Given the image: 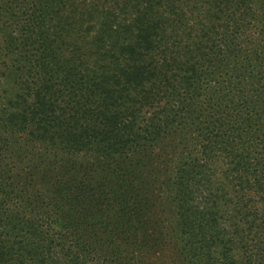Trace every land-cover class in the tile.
<instances>
[{"label":"trees","instance_id":"1","mask_svg":"<svg viewBox=\"0 0 264 264\" xmlns=\"http://www.w3.org/2000/svg\"><path fill=\"white\" fill-rule=\"evenodd\" d=\"M162 260L264 264V0H0V264Z\"/></svg>","mask_w":264,"mask_h":264},{"label":"rangeland","instance_id":"2","mask_svg":"<svg viewBox=\"0 0 264 264\" xmlns=\"http://www.w3.org/2000/svg\"><path fill=\"white\" fill-rule=\"evenodd\" d=\"M173 226H174V224H173ZM170 233H172L174 235V233L172 231H170ZM163 254L165 255V253H163ZM171 259L174 260V261L178 260V256L176 255V253L174 251H171V252L168 253V260H171ZM168 260L164 264H168ZM163 262H164V260L160 261V264H163Z\"/></svg>","mask_w":264,"mask_h":264}]
</instances>
